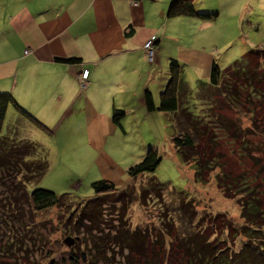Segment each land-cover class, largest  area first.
Listing matches in <instances>:
<instances>
[{
    "label": "rangeland",
    "instance_id": "1",
    "mask_svg": "<svg viewBox=\"0 0 264 264\" xmlns=\"http://www.w3.org/2000/svg\"><path fill=\"white\" fill-rule=\"evenodd\" d=\"M195 5L198 12H220L212 27L214 31L208 28L205 33L201 31L196 35L208 37L201 45H204L207 54L212 53L211 60L218 61L225 72V81L235 88L233 94L236 95V102L232 104L225 98L222 92H227L226 89L216 93L202 85L210 80L211 60L207 62V69L199 67L201 60H197L199 64L181 63L184 66L183 80L187 84L180 94L181 106L185 114L193 117L198 124L186 122L181 115L160 112L152 118L130 116L124 125L127 135L102 139L99 143L110 157L108 160H111L107 174L84 153L76 154L80 162L75 163L72 149L88 143L84 135L79 143L70 144L67 148L69 141L66 135L76 132L78 126L69 131L67 129L65 135L53 137L38 130L11 108L0 133L1 139L6 138L4 145L15 148L30 142L34 145V151L28 159L46 160L49 163L44 177L28 186L29 192L45 189L58 195L72 194V197L66 200L63 209L38 213L26 205L22 212L13 210L10 216L14 217L7 216L6 211L4 213L0 208V264H71L69 254L77 249L85 255V260L80 264L89 262L92 259L90 250L96 240L85 235L83 230L75 232V223L68 225L67 218L73 210L80 212L86 200L96 198L91 184L100 180L114 181L120 193L105 200L102 208L103 215L108 219L104 222L105 233L112 231L108 229L109 222L119 221L121 215L118 208L123 203H116V199L125 191H135L137 200L128 202L125 222L132 230L146 226L153 228L158 242L154 246L149 244L147 253L149 260L155 259V264H187L176 241L178 230L185 232L182 229L190 226V223L183 227L177 224L181 210L177 193L180 192L194 200V208L198 210L195 220H202L201 228L196 231L200 229L203 236L212 244H217L219 249L240 250L242 240L236 232L242 221L237 201L232 200L231 193L237 179L243 177L250 186H258L264 206V174L260 173L264 164V103L254 95V90L251 91V88L264 90V57L253 54L246 58L252 49L264 48V0H196ZM4 8L0 6V14ZM210 9L213 11L208 12ZM1 16L4 15H0V21ZM200 27L201 24L197 30ZM145 54L148 57L146 51ZM154 60L150 63L154 64ZM242 60L250 73L248 79L242 74V77H237L232 71L235 64ZM169 66L170 63L160 66L156 61L159 86L164 82L167 85ZM85 72H88L86 78ZM89 76L88 70L78 75L82 94L88 88ZM165 86H162L163 89L158 86L153 88L157 103ZM186 132L195 142L193 154L201 162L203 169L200 173L206 182L204 185L199 186L195 182V166L184 164L175 148L174 137ZM149 147H154L160 154V166L155 173L131 180L129 168L142 160ZM151 178L166 188L160 199L156 198L159 197L157 192H143L150 185ZM3 190L0 191V201L5 200ZM161 218H165L164 222L177 218L174 219L176 225L168 227ZM67 238L74 240L72 248L64 243ZM107 241L112 243L113 239ZM108 243L99 242L100 249L101 252L112 253V256L109 255L103 262L93 260L94 264H126V258L122 257L123 254L125 256L123 250L113 251ZM133 255L134 263L144 262V258Z\"/></svg>",
    "mask_w": 264,
    "mask_h": 264
},
{
    "label": "crops",
    "instance_id": "2",
    "mask_svg": "<svg viewBox=\"0 0 264 264\" xmlns=\"http://www.w3.org/2000/svg\"><path fill=\"white\" fill-rule=\"evenodd\" d=\"M172 2L0 1V6H5L0 14L4 15L0 21V90L11 92L20 106L52 131L53 137L78 126L76 132L66 135L67 148L84 135L88 143L72 149L75 163L80 162L76 154L84 153L107 174L111 160L99 144L102 139L127 135L124 125L132 115H157L147 112L144 100L147 90L165 86V82L158 85L156 61L164 66L171 59L182 64H199L197 60H201L199 67L207 69L212 58L201 45L208 37L196 33H205L208 28L214 31L218 19L202 24L196 19L168 18ZM154 36L155 63L151 64L144 46ZM57 58L80 60L68 65L57 62ZM85 70L90 74L89 85L82 94L78 75ZM114 109L126 112L123 130L113 124Z\"/></svg>",
    "mask_w": 264,
    "mask_h": 264
},
{
    "label": "trees",
    "instance_id": "3",
    "mask_svg": "<svg viewBox=\"0 0 264 264\" xmlns=\"http://www.w3.org/2000/svg\"><path fill=\"white\" fill-rule=\"evenodd\" d=\"M195 1L196 0H173L167 12L168 18H190L205 23H211L218 19V12L212 14L198 12L196 10ZM131 34L130 31L128 36ZM154 37L156 39L154 49L156 50L157 37ZM253 54H259V56L264 57V48L252 49L248 52L246 58ZM79 60L80 59L76 58L56 59L57 62L68 65L78 63ZM243 61L244 60L237 62L232 68V71L237 77H242V74L245 75V79H248L250 73L247 70V66H245V61ZM169 63V80L160 94L159 103H157L158 101L156 102L150 90L145 92L144 100L147 112L150 114H157L160 112L176 116L181 115V117L186 119V122L196 125L198 123H195L193 117L189 116L187 113L185 114L181 106L180 94L187 88V84L183 80L184 66L176 59H171ZM209 79L207 84L202 83V85H205L210 91L216 93L226 89L227 92H222L225 98L227 97L232 104L236 102V95L233 94L235 88L232 87L230 82L225 81V72L220 68L217 60L213 62ZM251 86L252 85H250V88ZM252 90L255 91L253 92L254 95L264 103V90L260 91L256 90V88H251V91ZM10 108L16 110L22 118L31 122L38 130L49 135L52 134V131L48 127L43 125L38 119L19 105L11 92H0V133L4 129L6 116ZM125 118V111L121 109L113 110V124L120 130H123V121ZM4 139L6 138H0V191L4 189L2 195L4 194V201L6 202L4 204V201H0V208L2 211L4 213L6 211L5 214L10 216V214H13V210H21L22 212L26 205H29L31 209L38 213L49 209H63L66 207V200L71 198L72 194L58 195L45 189H36L29 192L27 189L28 186L32 185L34 182L40 181L49 169V163L46 160L28 159L30 158V154L33 153L32 151H34V145L30 142H25L21 147L10 148L4 145ZM173 142L175 148L180 153L182 162L187 165L193 164L195 166V169H193L195 182L199 186L204 185L206 182L200 173L203 168L200 160H197V157L193 154L195 142L190 133L186 132L176 135ZM161 162L162 158L158 151L154 147H149L142 160L129 168L128 173L130 179L137 180L147 174L155 173ZM260 173L264 174V164ZM150 180V185L146 186L143 192H157L159 197L156 198H162V194L166 190L164 184H161L154 178ZM233 186L234 188L231 191V193H233L232 200L237 201V208L240 220L242 221L239 225L240 228L237 229L236 232L238 234L237 236L242 240L240 250L219 249L217 244H212L207 237L203 236L200 229L196 231L198 228H201L202 224L200 223L202 220H195V215L198 210L194 208V200L190 199L183 192L177 193L179 194L178 200L181 207L179 211L180 220H177V224L183 227L184 224L190 223V226L182 229L185 232L178 230V235L176 236L177 245L182 250V256L187 264H264V206L261 199V191L258 186H250L248 181L245 182L243 180V177L237 179ZM91 188L96 198L94 200H84L85 203L81 211L75 213L73 210L67 218L69 219V221H67L68 225L73 222L75 223V232L83 230L85 231V235H90L92 239L97 241L94 242L90 250L92 259L86 264H94L95 262H93V260L103 262L108 259L109 255L112 256V253L108 254L105 253V251L101 252L99 244V242L105 241L108 243L107 240L110 241L111 239H113V241H111L112 243H108L110 249L113 251L122 249L125 256H123L124 254L121 255L126 258V264H155V259L149 260L147 253L149 244L154 246V244L158 242L157 237L154 236L153 228L146 226L144 228L132 230L129 224L125 222L128 202L137 200L135 191H133V193L125 191V194L116 199V203H123L122 206L118 208V210L120 209L121 215L119 221L111 220L109 222L108 229L112 231L105 233L104 222H106V220L108 221V219L103 215L102 208L106 203V198L116 195L119 189L113 182L108 180L96 181L91 184ZM227 189H231V187ZM119 194L120 193H118V195ZM228 194H230V192H228ZM161 219L165 225H169L168 227L176 225L174 219L176 220L177 218L171 221L167 220V222H164L165 218ZM133 254H137L139 257L144 258V262L134 263ZM84 260L83 254L79 253L78 249L76 252L71 250L69 254V261L71 264H80V262Z\"/></svg>",
    "mask_w": 264,
    "mask_h": 264
},
{
    "label": "built area",
    "instance_id": "4",
    "mask_svg": "<svg viewBox=\"0 0 264 264\" xmlns=\"http://www.w3.org/2000/svg\"><path fill=\"white\" fill-rule=\"evenodd\" d=\"M155 40H156L155 37H152L145 45V51L146 53H148V58L150 62L153 61L154 56H155V49H154ZM85 73H86V76H85L86 78L88 75V72H85Z\"/></svg>",
    "mask_w": 264,
    "mask_h": 264
},
{
    "label": "water",
    "instance_id": "5",
    "mask_svg": "<svg viewBox=\"0 0 264 264\" xmlns=\"http://www.w3.org/2000/svg\"><path fill=\"white\" fill-rule=\"evenodd\" d=\"M64 243H65L68 247L71 248V247L74 245V240L67 238V239L64 241ZM83 258H85V255H84V254H83Z\"/></svg>",
    "mask_w": 264,
    "mask_h": 264
},
{
    "label": "clouds",
    "instance_id": "6",
    "mask_svg": "<svg viewBox=\"0 0 264 264\" xmlns=\"http://www.w3.org/2000/svg\"><path fill=\"white\" fill-rule=\"evenodd\" d=\"M155 53H156V51H155ZM154 59H155V56H154Z\"/></svg>",
    "mask_w": 264,
    "mask_h": 264
}]
</instances>
